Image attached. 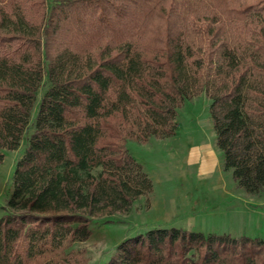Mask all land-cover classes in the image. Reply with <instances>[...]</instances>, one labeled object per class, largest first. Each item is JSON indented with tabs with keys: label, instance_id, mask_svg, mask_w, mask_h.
<instances>
[{
	"label": "trees",
	"instance_id": "obj_1",
	"mask_svg": "<svg viewBox=\"0 0 264 264\" xmlns=\"http://www.w3.org/2000/svg\"><path fill=\"white\" fill-rule=\"evenodd\" d=\"M44 78L1 207L0 264H85L72 246L91 221L151 191L126 141L171 135L206 86L223 170L264 191V0H0V164ZM106 264H264V239L153 228Z\"/></svg>",
	"mask_w": 264,
	"mask_h": 264
},
{
	"label": "rangeland",
	"instance_id": "obj_2",
	"mask_svg": "<svg viewBox=\"0 0 264 264\" xmlns=\"http://www.w3.org/2000/svg\"><path fill=\"white\" fill-rule=\"evenodd\" d=\"M183 72L189 79L195 71L185 64ZM48 86L44 78L23 143L17 150L2 151L0 207L12 190L14 163L24 151L25 141L33 129L37 102ZM207 88L178 105L171 135L149 137L144 142L126 141L129 155L150 179L151 191L137 198L126 214L91 221L89 239L72 246L83 251L81 258L85 264H106L119 243L153 228L264 239V191L252 195L244 193L232 179L230 170H223L222 155L216 148L209 116ZM203 145L213 147L217 153L216 165L210 173L203 170L213 167L214 156L204 159Z\"/></svg>",
	"mask_w": 264,
	"mask_h": 264
},
{
	"label": "crops",
	"instance_id": "obj_3",
	"mask_svg": "<svg viewBox=\"0 0 264 264\" xmlns=\"http://www.w3.org/2000/svg\"><path fill=\"white\" fill-rule=\"evenodd\" d=\"M202 155H203V158L205 159L207 156H209V155H212V156H214V164H213V167H206V170H203V172L205 171V173H210V172H212L213 170H214V167H215V165H216V162H217V159H216V156H217V153L215 152V150H214V148L212 147H210V148H208L207 146H205V145H203L202 146ZM209 166V165H208ZM208 168H209V170H208ZM209 171V172H208ZM4 205V204H3ZM2 205V206H3ZM1 206V207H2ZM1 207H0V217L2 216V214H3V211H2V209H1Z\"/></svg>",
	"mask_w": 264,
	"mask_h": 264
}]
</instances>
